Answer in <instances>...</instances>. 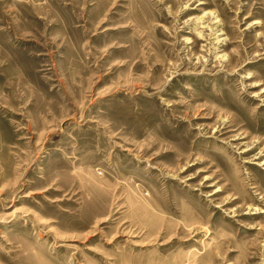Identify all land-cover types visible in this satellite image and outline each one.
<instances>
[{"label":"rangeland","instance_id":"1","mask_svg":"<svg viewBox=\"0 0 264 264\" xmlns=\"http://www.w3.org/2000/svg\"><path fill=\"white\" fill-rule=\"evenodd\" d=\"M0 264H264V0H0Z\"/></svg>","mask_w":264,"mask_h":264}]
</instances>
